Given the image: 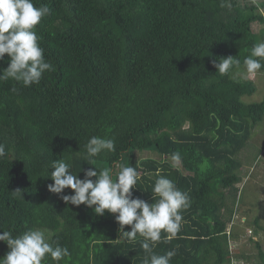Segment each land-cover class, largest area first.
<instances>
[{"label": "trees", "instance_id": "16d2710c", "mask_svg": "<svg viewBox=\"0 0 264 264\" xmlns=\"http://www.w3.org/2000/svg\"><path fill=\"white\" fill-rule=\"evenodd\" d=\"M33 3L51 9L36 31L55 71L28 87L0 81V234L44 229L71 253L60 264H143V238L117 240L115 214L66 204L61 196L72 189L56 194L47 187L57 159L81 179L88 168H108L115 177L121 165L132 166L140 177L134 196L150 202L159 172L191 198L180 232L168 243L162 233L157 254L175 248L171 264H231L228 238L238 232L236 219L226 230V214L238 202V155L264 117V97L242 100L256 90L242 69L264 41V0ZM228 56L240 67L221 75L214 62ZM8 60L5 54L0 69ZM92 136L114 139L115 151L86 159ZM261 218L251 224L264 230ZM256 246L253 264H264V248ZM8 251L0 242V257Z\"/></svg>", "mask_w": 264, "mask_h": 264}, {"label": "clouds", "instance_id": "9594fccd", "mask_svg": "<svg viewBox=\"0 0 264 264\" xmlns=\"http://www.w3.org/2000/svg\"><path fill=\"white\" fill-rule=\"evenodd\" d=\"M50 13L47 4L37 7L33 0H0V61L4 60L5 54L9 58L7 68L0 69V81L12 79L28 87L39 84L45 73L55 71L52 62L45 58L44 48L40 45L41 37L36 31L42 18ZM214 67L223 75L233 67L239 68L240 62L232 56L222 57L214 62ZM262 69L264 41L253 45L243 61L242 70L252 77ZM84 147L85 158L92 159L105 151L114 152L115 141L92 136ZM5 156V146L0 144V158ZM170 160L178 164L181 161L180 153L173 152ZM49 168L54 169L50 174L53 183L47 186L49 192L62 194L69 188L73 190L72 194L61 196L66 204H83L93 208L99 216H103L105 210L115 214V221L119 225L117 240L132 241L138 235L143 238V264H171L172 258L177 255L175 248L163 255L157 254L154 248L162 240V233L165 234V243L177 236L184 223L182 212L191 206L188 193L181 191L171 179L156 173L149 202L133 194L140 179L135 167L121 165L115 177L108 168L100 171L88 168L84 171L83 179L73 174L72 165L63 159L53 160ZM14 192L21 193L19 189ZM126 225L130 226V231H125ZM0 242H5L9 249L0 257V264H44L46 258L60 264V261L71 257L66 246L50 241L46 230L41 228H31L19 235H14L10 230L3 231Z\"/></svg>", "mask_w": 264, "mask_h": 264}, {"label": "rangeland", "instance_id": "374dc122", "mask_svg": "<svg viewBox=\"0 0 264 264\" xmlns=\"http://www.w3.org/2000/svg\"><path fill=\"white\" fill-rule=\"evenodd\" d=\"M248 78L255 82L256 90L251 95H244L242 100L247 103L262 100L264 97V72L252 77L248 76ZM256 126L246 146L238 155L243 164L239 170L241 179L236 184L237 189L234 192L238 202L233 203L231 214L229 212L226 214V219L229 218L226 230L236 219L234 230L238 232L237 239H230L228 243L232 254L231 264L256 263L258 252L256 242H259L264 248V230H259L251 224L257 214L260 217L263 216L261 220H264V117L262 122ZM244 218L246 223L242 221ZM261 223L264 225V222ZM236 255L239 258H236Z\"/></svg>", "mask_w": 264, "mask_h": 264}]
</instances>
